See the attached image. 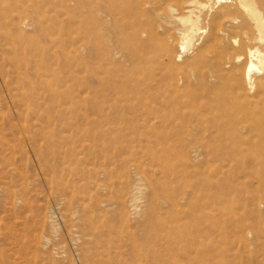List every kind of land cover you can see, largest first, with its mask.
<instances>
[{
    "label": "bare ground",
    "instance_id": "6f19581e",
    "mask_svg": "<svg viewBox=\"0 0 264 264\" xmlns=\"http://www.w3.org/2000/svg\"><path fill=\"white\" fill-rule=\"evenodd\" d=\"M39 4L45 1L0 0V23L21 30L10 50H36L22 31L33 25L30 11ZM81 6L70 11L77 34L71 42L58 18H46L50 48L41 46L35 77L49 97L72 103L84 94L83 114L73 115L76 102L62 109L65 131L48 133L44 146L53 147L51 165L61 172L57 184L67 210L75 224L81 220L82 263L220 264L216 181L196 164L264 162L258 150L264 146V0H82ZM78 37L83 55L69 47ZM46 59L67 68L61 74ZM70 80L73 86L53 88ZM142 180L158 186L148 218L120 230L109 211L133 201Z\"/></svg>",
    "mask_w": 264,
    "mask_h": 264
},
{
    "label": "rangeland",
    "instance_id": "374dc122",
    "mask_svg": "<svg viewBox=\"0 0 264 264\" xmlns=\"http://www.w3.org/2000/svg\"><path fill=\"white\" fill-rule=\"evenodd\" d=\"M44 1L45 4H39L40 11H30L33 25L22 31L36 45V50L21 47L10 50L12 37L21 30L12 23H0V264H83L79 251L85 247L80 238L81 220L75 224L76 217L67 210L64 199L68 197L59 191L57 184L61 172L51 165L49 154L53 147L49 145L45 149L44 146L45 139L50 138L48 133L65 131L67 117L62 116V109L76 102L73 115L83 114L84 94L72 99V103L65 96L49 97L35 77V66L41 62V46L50 48L43 31L50 24L46 18H58V29L71 31V36L66 38L69 42L77 36L74 27H70L69 15H74L70 11L81 10L78 7H82V0H64L66 3L56 9L49 4L53 0ZM78 39L69 47L83 55V39ZM46 63L57 68L50 59ZM66 68L63 62L57 70L62 74ZM73 84L70 80L64 85L54 84L53 88L64 90ZM34 89L40 95L31 94ZM79 122L84 125L83 118ZM258 150L264 151V146ZM175 165L181 171L187 164L176 159ZM196 167L202 176L212 175L216 181L218 244L223 249L219 263L264 264V162L205 158ZM122 168L120 171L129 175ZM191 179L195 183L196 176ZM125 181L123 178L120 183L123 193ZM141 183L142 189L135 193L133 201L125 208L115 206L109 211V222L120 226V230L127 229L123 225L127 223L129 229L137 228L148 218L146 214L156 197L152 191L158 186L144 180ZM135 206L137 213H132ZM70 220H74L71 228ZM224 234L230 236L228 242Z\"/></svg>",
    "mask_w": 264,
    "mask_h": 264
}]
</instances>
